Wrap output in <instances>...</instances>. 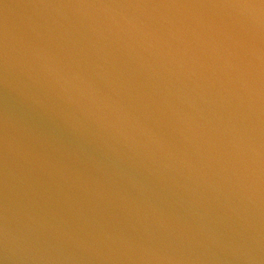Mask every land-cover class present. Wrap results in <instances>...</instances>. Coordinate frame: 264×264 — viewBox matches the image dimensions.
Returning a JSON list of instances; mask_svg holds the SVG:
<instances>
[{
    "label": "water",
    "instance_id": "95a60500",
    "mask_svg": "<svg viewBox=\"0 0 264 264\" xmlns=\"http://www.w3.org/2000/svg\"><path fill=\"white\" fill-rule=\"evenodd\" d=\"M0 264H264V0H0Z\"/></svg>",
    "mask_w": 264,
    "mask_h": 264
}]
</instances>
